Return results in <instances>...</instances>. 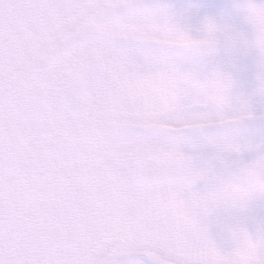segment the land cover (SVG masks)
I'll use <instances>...</instances> for the list:
<instances>
[{
	"label": "snow or ice",
	"instance_id": "6c2138e0",
	"mask_svg": "<svg viewBox=\"0 0 264 264\" xmlns=\"http://www.w3.org/2000/svg\"><path fill=\"white\" fill-rule=\"evenodd\" d=\"M0 264H264V0H0Z\"/></svg>",
	"mask_w": 264,
	"mask_h": 264
}]
</instances>
